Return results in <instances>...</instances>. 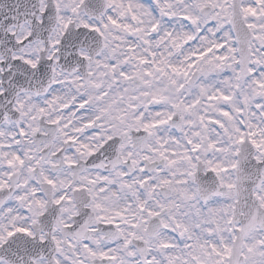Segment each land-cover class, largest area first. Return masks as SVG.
I'll list each match as a JSON object with an SVG mask.
<instances>
[{"label": "snow or ice", "instance_id": "6c2138e0", "mask_svg": "<svg viewBox=\"0 0 264 264\" xmlns=\"http://www.w3.org/2000/svg\"><path fill=\"white\" fill-rule=\"evenodd\" d=\"M0 264H264V0H0Z\"/></svg>", "mask_w": 264, "mask_h": 264}]
</instances>
